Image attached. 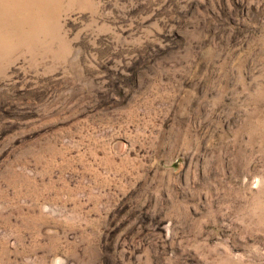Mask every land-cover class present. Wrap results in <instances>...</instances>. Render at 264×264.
Listing matches in <instances>:
<instances>
[{"label": "rangeland", "instance_id": "obj_1", "mask_svg": "<svg viewBox=\"0 0 264 264\" xmlns=\"http://www.w3.org/2000/svg\"><path fill=\"white\" fill-rule=\"evenodd\" d=\"M57 12L0 46V264H264V0Z\"/></svg>", "mask_w": 264, "mask_h": 264}, {"label": "bare ground", "instance_id": "obj_2", "mask_svg": "<svg viewBox=\"0 0 264 264\" xmlns=\"http://www.w3.org/2000/svg\"><path fill=\"white\" fill-rule=\"evenodd\" d=\"M60 2L61 0H10V7L18 19L13 22L6 21L9 4L0 5V46L8 51L33 47L36 43L33 36L53 23ZM7 38L9 39L5 41Z\"/></svg>", "mask_w": 264, "mask_h": 264}]
</instances>
